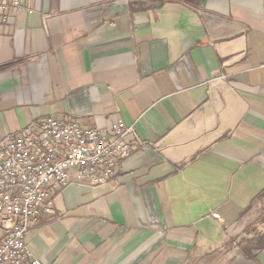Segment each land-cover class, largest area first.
Here are the masks:
<instances>
[{
  "label": "crops",
  "instance_id": "obj_1",
  "mask_svg": "<svg viewBox=\"0 0 264 264\" xmlns=\"http://www.w3.org/2000/svg\"><path fill=\"white\" fill-rule=\"evenodd\" d=\"M50 116L150 147L55 195L44 264H264V0H30L0 19V141Z\"/></svg>",
  "mask_w": 264,
  "mask_h": 264
},
{
  "label": "built area",
  "instance_id": "obj_2",
  "mask_svg": "<svg viewBox=\"0 0 264 264\" xmlns=\"http://www.w3.org/2000/svg\"><path fill=\"white\" fill-rule=\"evenodd\" d=\"M29 1L0 0V19L11 20ZM149 147L134 125L122 121L104 134L50 116L7 135L0 141V264H44L27 238L40 220L56 214L55 195L73 182L108 185L122 161Z\"/></svg>",
  "mask_w": 264,
  "mask_h": 264
},
{
  "label": "trees",
  "instance_id": "obj_3",
  "mask_svg": "<svg viewBox=\"0 0 264 264\" xmlns=\"http://www.w3.org/2000/svg\"><path fill=\"white\" fill-rule=\"evenodd\" d=\"M162 5H165L167 2H170L171 0H159Z\"/></svg>",
  "mask_w": 264,
  "mask_h": 264
}]
</instances>
